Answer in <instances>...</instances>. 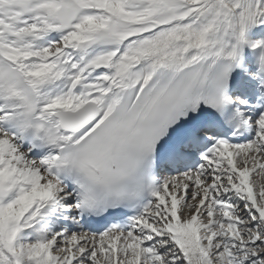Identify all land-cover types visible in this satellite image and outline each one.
<instances>
[{
  "label": "snow or ice",
  "instance_id": "snow-or-ice-1",
  "mask_svg": "<svg viewBox=\"0 0 264 264\" xmlns=\"http://www.w3.org/2000/svg\"><path fill=\"white\" fill-rule=\"evenodd\" d=\"M0 264H264V0H0Z\"/></svg>",
  "mask_w": 264,
  "mask_h": 264
}]
</instances>
